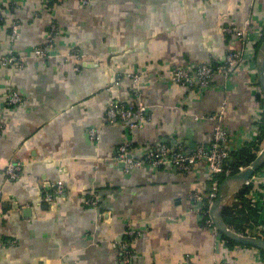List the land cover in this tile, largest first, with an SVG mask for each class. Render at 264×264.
Here are the masks:
<instances>
[{
  "label": "crops",
  "instance_id": "obj_1",
  "mask_svg": "<svg viewBox=\"0 0 264 264\" xmlns=\"http://www.w3.org/2000/svg\"><path fill=\"white\" fill-rule=\"evenodd\" d=\"M1 10L0 56L17 20L14 47L29 58L20 68L0 65V264H263L259 250L227 244L196 212L193 195L206 197L211 186L205 162L186 173H125L115 156L126 142L140 156L164 138L185 153L208 149L218 126L210 117L224 107L225 148L257 140L264 105L252 63L228 80L215 76L206 89L183 88L172 76L181 68L224 65L241 51L242 41L226 34L227 26L258 37L264 0H91L87 6L2 0ZM52 24L58 29L52 58L32 57ZM71 48L80 59H64ZM132 74L141 77L139 94ZM8 83L23 99L16 107L7 105ZM139 100L148 106L143 127L106 121L112 102ZM9 163L21 166L18 178L7 176ZM256 177L258 201L249 207L258 216L239 225L243 232L253 224L264 229V170ZM59 181L63 194L47 201ZM93 194L97 207L84 203ZM241 204L233 196L225 207L248 214ZM130 223L139 227L127 232ZM121 242L129 244L126 261Z\"/></svg>",
  "mask_w": 264,
  "mask_h": 264
},
{
  "label": "built area",
  "instance_id": "obj_2",
  "mask_svg": "<svg viewBox=\"0 0 264 264\" xmlns=\"http://www.w3.org/2000/svg\"><path fill=\"white\" fill-rule=\"evenodd\" d=\"M0 0V32L2 30L3 23L5 21L2 10H1ZM44 3L57 2L58 0H42ZM91 0H81L83 6H87ZM20 26L17 20H13L8 29V39L9 46L6 52L0 56V65L4 68L8 67H22L28 60L29 56L23 55L15 49L14 44L20 35ZM226 34L237 36L241 41L243 48L238 52H231L227 58L224 65L221 66H210L201 65L194 69L181 68L175 70L172 81L177 85L186 88H199L206 89L211 84L213 78L217 75H221L225 80L231 78L234 72L242 66L248 63H252L256 71V54H257V44H259L263 36L260 34L255 39L247 38V32L244 29H240L234 26L225 27ZM264 33V27H263ZM58 34V29L56 24H52L50 27L49 39L42 45L37 46L33 49L31 56L47 59L52 58L56 50V35ZM1 45V40H0ZM248 46H251L249 49ZM79 58L80 54L76 48H71L70 51L65 55V60H70L71 58ZM78 69V68H77ZM257 73V71H256ZM130 77L133 79L134 91L139 94L141 77L137 74H132ZM7 95L6 102L9 107H16L20 105L23 101L21 95L16 90V88L10 83L7 84ZM148 106L141 100L136 105L126 104L120 102H112L106 111V121L110 124H114L118 121L126 122L131 129L143 127L147 122ZM225 107L216 116L210 117V119L215 120L218 124L216 131L214 133V139L210 148H204L203 146H197L196 149L187 154L185 153L182 146L176 148H171L168 145H162L154 148H148L145 151L142 150V154L138 156L137 147L131 145V143H124L119 146L115 160L124 166L125 173H130L133 170L148 168L150 170H160L162 168H168L178 173L191 172L194 167L200 163L205 162L207 164V172L210 176L211 186L207 196H202L199 194H194V200L196 202V212L199 214L201 220L205 223L208 228L213 229L219 235L213 220L210 216L211 207L218 196V189L221 184L219 176L224 175L229 177L234 173V170L227 164V160L230 158V151L225 148L228 141V133L222 127V121L224 117ZM186 116H192L190 113H186ZM194 120L199 121L201 117L193 116ZM260 118V116H259ZM260 123V119H257ZM259 125V124H258ZM4 126L0 124V135L4 134ZM92 136H95L96 132L93 130L91 132ZM244 167H240L238 172L243 170ZM264 170V169H263ZM21 171V166L16 163H9L6 167V174L10 179L18 178ZM237 173V172H236ZM260 173H258L259 176ZM257 174L250 179L245 186H250L255 183L257 179ZM65 187L64 181H59L54 192L48 194L46 197L47 201H53L57 196L63 194ZM250 197L253 198L252 202L257 204L258 196L257 191L254 189L250 192ZM206 201V202H205ZM85 205L97 207L99 206L98 196L93 194L89 198L84 200ZM141 226V225H140ZM139 227L134 223L129 224V229L127 232H134L133 228ZM254 238L264 239V229L255 224L249 226L246 234H242ZM120 248L123 251V259L126 261L129 259V244L127 242H121Z\"/></svg>",
  "mask_w": 264,
  "mask_h": 264
},
{
  "label": "water",
  "instance_id": "obj_3",
  "mask_svg": "<svg viewBox=\"0 0 264 264\" xmlns=\"http://www.w3.org/2000/svg\"><path fill=\"white\" fill-rule=\"evenodd\" d=\"M256 64H257V77L261 87V91L264 95V39L262 40L256 54ZM168 136H166L167 138ZM187 140H190V137H187ZM167 143V140L164 138L159 146H162ZM177 142L173 141L172 145L174 146ZM187 143V142H181ZM189 143H187L188 145ZM192 148L195 147V144L192 142L189 144ZM189 154V153H187ZM123 166V165H122ZM264 167V149L258 154L256 159L243 170L226 177L220 184L218 189V196L214 201L211 210L210 216L213 220V223L217 229V231L228 238L229 240L236 242L245 247L255 248L257 250L264 251V239L262 238H254L239 234L233 230H231L225 223L223 219V210L225 208V204L235 196L244 186L245 184L252 179L262 168ZM230 186H236V192L228 199L223 198V194L226 189Z\"/></svg>",
  "mask_w": 264,
  "mask_h": 264
},
{
  "label": "trees",
  "instance_id": "obj_4",
  "mask_svg": "<svg viewBox=\"0 0 264 264\" xmlns=\"http://www.w3.org/2000/svg\"><path fill=\"white\" fill-rule=\"evenodd\" d=\"M263 36L264 39V33H260ZM262 39V40H263ZM262 42V41H261ZM257 44V50L259 48V45ZM259 97L261 101L263 102L264 105V95L262 91L259 94ZM264 142V107L263 111L260 114V123H259V133L257 140L255 142L247 143L245 144L241 149L235 150L230 152V158L227 160V164L234 170V173L238 172V169L240 167H247L249 166L258 156V154L263 150L260 148L261 144ZM264 167L258 172L260 173L263 171ZM257 173V174H258ZM220 180L223 181L226 177L224 175L219 176ZM255 189L254 184H251L250 186H244L235 196L234 198L241 199L242 201V206L243 209L248 210V214L244 212V210H239L237 209L238 207H230L226 206L223 210V219L226 223V225L229 228H232L235 230L237 233H243L246 234V232H243L242 229H239V225H243L248 223L249 221H254L256 222L257 220V211L249 207V204H253L251 198H247V195L250 194L252 190ZM206 202V201H205ZM221 239L225 240L227 244L231 246H240V247H245L242 246L236 242H233L226 238L225 236L221 235ZM251 249V247H245ZM260 251V256L263 259V264H264V251Z\"/></svg>",
  "mask_w": 264,
  "mask_h": 264
},
{
  "label": "bare ground",
  "instance_id": "obj_5",
  "mask_svg": "<svg viewBox=\"0 0 264 264\" xmlns=\"http://www.w3.org/2000/svg\"><path fill=\"white\" fill-rule=\"evenodd\" d=\"M237 190L236 186H230L226 189V191L223 194V198L226 200L230 198Z\"/></svg>",
  "mask_w": 264,
  "mask_h": 264
}]
</instances>
